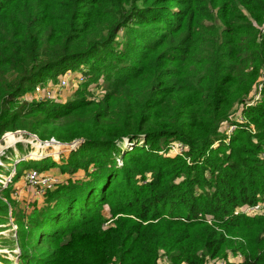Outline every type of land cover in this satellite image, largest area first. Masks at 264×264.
Wrapping results in <instances>:
<instances>
[{"label":"trees","instance_id":"trees-1","mask_svg":"<svg viewBox=\"0 0 264 264\" xmlns=\"http://www.w3.org/2000/svg\"><path fill=\"white\" fill-rule=\"evenodd\" d=\"M238 1L254 10L259 0ZM163 3L0 0V140L21 130L41 141H83L60 164L20 161L8 187H0V264H14L17 249L18 264H158L160 250L172 264H264V215H235L264 199V161L255 170L235 150L220 168L208 165L210 179L189 167L178 184L185 161L161 152L180 142L189 159L209 156L232 109L251 93L262 57L251 53L232 77L235 59L218 34L216 49L212 44L194 61L202 50ZM147 25L158 30L142 35ZM121 31L128 42L118 41ZM76 71L87 80L75 92L86 87L92 98L104 81L105 95L25 101L38 85ZM250 116L264 122V114ZM126 142L134 149L123 154ZM4 159L0 173L7 175L16 162ZM53 169L63 180L42 199L28 205L12 199L28 172ZM105 207L117 218L108 228ZM13 227L14 234H1ZM227 251L242 260L230 263Z\"/></svg>","mask_w":264,"mask_h":264},{"label":"rangeland","instance_id":"rangeland-1","mask_svg":"<svg viewBox=\"0 0 264 264\" xmlns=\"http://www.w3.org/2000/svg\"><path fill=\"white\" fill-rule=\"evenodd\" d=\"M138 5H141V3ZM161 9L175 17L173 18V21L177 29L183 27L182 33L186 35V37L191 36L193 41H197L196 45H198L199 49L202 51L191 56L194 61H200V53L207 52L206 50L212 44L216 49L218 44V34L220 37L222 36V40H219V42H222L224 45L223 51L229 54L231 58L233 57L235 59L233 62L235 67L231 69L232 77H237V71L241 67L243 68L242 63L247 61V56L251 53H259L263 61V66L255 79L251 93L248 95L243 104L238 103L234 106L229 115V119L222 125L217 140L213 142V145L210 148L211 153L209 156L207 155L206 158H202L200 160L197 156L194 159H189V148L187 146L182 154H168V149L172 144L167 146L165 151H161L164 155H166L165 152H167L168 155H173L172 157L185 161V167L183 169L184 172L178 174L179 178H176V183L183 184L184 181H186L187 176L185 173L189 172V167H192L191 169H193V167L198 168L203 175H206V177L210 179L212 177V168H220L224 165L227 159L231 158L232 151L235 150L238 151L240 159L244 160L248 166L253 167V169L256 170L258 168L256 163L264 161V133L262 134V132H264V122H260L256 125L253 122L250 113L256 112L259 117L264 114V0H259L254 10H246L238 0H164L163 5H161ZM229 20H232V25H228ZM141 28L144 30L149 29V31L141 33L142 35L148 34L149 36H151L150 32L158 30L152 29V26L150 25L141 26ZM195 31H198V34H195ZM127 35L126 31H121L118 41L125 37L124 42H128L130 37ZM181 43L182 42L179 44ZM187 49L193 50L195 49V45L189 46ZM137 50L138 48H135V56H137ZM139 51L143 52V49H140ZM251 71L252 67L247 66V73L245 74L249 75ZM75 74L79 75L81 73L80 71H76ZM50 76L52 77L53 75L51 74ZM60 78L61 77L58 79ZM58 83L59 81L53 82V80L49 79L45 84H50L51 87L55 88ZM31 87L32 84H29L28 88ZM77 88L78 86H76L75 81L71 82L70 85L63 90L59 102H65L66 100H70L72 98L74 99L79 96H82L89 101L92 99H100L105 95L102 91L106 89V85L103 81L98 88H91L92 98L88 95L86 87L81 88L79 92H75ZM25 101L29 103L33 101L36 103L45 102L37 99L34 93L26 96ZM245 132L247 138L244 137L243 133ZM6 137H10L13 142L15 141L10 135H6ZM4 141L2 139L0 140V161L5 158L6 160L4 159V162L6 165L11 160L40 161L46 158L53 159L57 164H60L62 158L65 161H69L71 159L72 151H77L79 149V146H77L72 150L69 145L67 148L64 146L62 150H59L58 146H51L50 148H32V146H29L31 148H27L24 143L19 144L17 147L12 149L10 147L7 148V146H10L13 142L7 144L4 143ZM224 146L227 150L222 151ZM56 148L57 153H55ZM9 149L11 150L7 153L4 152ZM121 149L124 154L132 151L134 149V145L126 142ZM34 151L38 152L35 156L42 159H29V156ZM119 164L121 167V159H119ZM8 168H10V170L9 174L5 175L6 178L4 181L6 182H10L15 175L13 165ZM0 171H4V169H0ZM52 172L53 174L48 173L41 175V177L45 176L43 178L51 179V183L47 188L49 190H54L61 181V175H59L58 170L53 169ZM258 172L259 169L257 170V173ZM147 178V181H150L152 177L147 175ZM1 186L2 184L0 183V187ZM49 190H45L42 193L41 186L39 188H30L23 179L17 187L15 186L16 194L14 192V197H12V199L21 202L23 205H28L29 203L35 202L37 199H42V196ZM39 194L42 195L38 196ZM261 202L264 204V199ZM103 217H105L106 221L104 226L105 228H108L112 225L113 221L117 220V218L112 219L109 207H105ZM10 234H12L11 231L7 232L5 235L8 236ZM161 252L164 251L160 250L159 253ZM164 253L166 256L170 257L166 254V252ZM229 255H233V253L227 251V257ZM7 256L11 258L10 254ZM234 261L237 263L238 259ZM209 262L210 264H228L225 259H215L214 261Z\"/></svg>","mask_w":264,"mask_h":264},{"label":"built area","instance_id":"built-area-1","mask_svg":"<svg viewBox=\"0 0 264 264\" xmlns=\"http://www.w3.org/2000/svg\"><path fill=\"white\" fill-rule=\"evenodd\" d=\"M86 80H87V78L84 77L82 74L77 75L75 73L68 72L63 77L58 79L59 83L57 84V86L55 88L51 87L50 84L38 85L35 88L34 95L37 99L42 100V101H46V100L60 101L63 90L66 87H68L71 82L75 81L76 86H80L81 84L85 83ZM6 135L12 136L15 141L26 142L28 144H25V145L32 146V148H36V147L50 148L51 146H58L59 150L60 149L62 150V148H63V144L57 142L55 139H51L49 141H41L37 135L31 134L27 131H21L20 130V131L6 133V134H4V137L2 138L3 141L5 138H7ZM4 143H6V142L4 141ZM16 146L17 145L12 146L10 148H14ZM185 148H186V145L184 143H180V142L172 143V145H170V147L168 149L169 150L168 154H170V153H172V154L174 153L175 155L182 154L184 152ZM36 154H38V152L34 151L29 156V159H33V158L36 159L37 158L35 156ZM170 156H173V155H170ZM37 159H42V158H37ZM20 161L21 160L15 161L16 163L13 164L14 170H15L16 164L19 163ZM0 167H3L1 161H0ZM41 175L42 174H40L38 171L31 170L26 175L25 182L28 185V187H30V188H39L41 186L42 193H43V191L49 190L47 188L49 187V184L51 183V179L43 178L45 176L41 177ZM5 178L6 177L4 175L0 174V179H1L0 183L2 184L3 189L7 188L8 184H9V181H7V182L4 181ZM40 195H42V194H39L38 196H40ZM239 213H243L244 215H247V216L264 215V204L262 202H260L256 205H253V206L244 207L240 212L239 211L236 212L235 215H238ZM208 223H211V221H208ZM14 254L16 256L14 259V264H18L17 260H18V257L20 256L19 249L14 251ZM236 259H238V262H240L242 260V256L241 255H238V256L229 255L228 256V261L230 263H236V261H234ZM158 264H172V262H171L170 258L165 255L164 252H161L159 255Z\"/></svg>","mask_w":264,"mask_h":264},{"label":"water","instance_id":"water-1","mask_svg":"<svg viewBox=\"0 0 264 264\" xmlns=\"http://www.w3.org/2000/svg\"><path fill=\"white\" fill-rule=\"evenodd\" d=\"M28 144L26 142H18V141H14L12 144H10V146H7V148L15 146V145H19V144ZM81 143H83V141H76L70 144H63V147L65 146V148H67V146L69 145L71 149L77 147L78 145H80Z\"/></svg>","mask_w":264,"mask_h":264},{"label":"crops","instance_id":"crops-1","mask_svg":"<svg viewBox=\"0 0 264 264\" xmlns=\"http://www.w3.org/2000/svg\"><path fill=\"white\" fill-rule=\"evenodd\" d=\"M29 148H30V147H29ZM13 161H14V160H13ZM10 166H11V165H10ZM9 169H10V168H9ZM9 169H8V170H9ZM8 170H7V171H8ZM1 175H2V174H1ZM4 176H5V175H4ZM16 187H17V186H16ZM15 230H16L15 227H13V230H9V231H7V232H10V231H11V232L13 233ZM7 232L1 233V234L5 235ZM13 234H14V233H13Z\"/></svg>","mask_w":264,"mask_h":264}]
</instances>
